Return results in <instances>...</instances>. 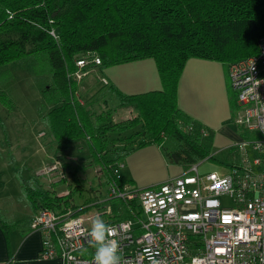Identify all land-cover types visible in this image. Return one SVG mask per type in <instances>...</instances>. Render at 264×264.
<instances>
[{"label": "trees", "instance_id": "16d2710c", "mask_svg": "<svg viewBox=\"0 0 264 264\" xmlns=\"http://www.w3.org/2000/svg\"><path fill=\"white\" fill-rule=\"evenodd\" d=\"M261 39L264 0H0V67L29 57H45L50 67L51 97L57 106L42 121L50 129L47 145L54 148L50 166L60 165L52 176L60 184L71 177L72 168L80 172L67 151L85 142L90 158L82 162L89 168L99 167L98 188L107 187V196L95 206L109 208L114 222L129 218V208L135 205L109 198V186L119 181L114 170L133 151L169 142L170 147H162L166 160L184 168L209 156L202 142L203 129L193 132V120L177 104L179 79L187 61L196 58L228 66L256 56ZM93 57L100 65L87 67L86 75L90 69L102 72L151 59L161 89L126 96L105 84L117 103L108 109L111 106L105 100L101 108L106 109L96 114L93 99L78 103L82 96L77 87L82 80L74 77L76 62ZM231 104L236 108L235 100ZM120 107L134 108V119L110 122L105 111L114 114ZM73 180L74 189H79V177ZM19 182L24 199L37 211L67 210L69 190L60 197L38 178H20Z\"/></svg>", "mask_w": 264, "mask_h": 264}, {"label": "built area", "instance_id": "2783aa9c", "mask_svg": "<svg viewBox=\"0 0 264 264\" xmlns=\"http://www.w3.org/2000/svg\"><path fill=\"white\" fill-rule=\"evenodd\" d=\"M98 65L97 57L78 60L76 81ZM227 77L236 105L231 124L243 137L230 146L224 175L199 174L208 157L174 179L138 191L121 184L114 170L119 181L109 186V198L135 204L128 219L105 223L115 233L107 239L118 242L120 264H264V39L256 56L228 65ZM59 168L55 163L44 174ZM30 228L41 236L39 260L96 264L92 226L82 217L41 209Z\"/></svg>", "mask_w": 264, "mask_h": 264}, {"label": "rangeland", "instance_id": "374dc122", "mask_svg": "<svg viewBox=\"0 0 264 264\" xmlns=\"http://www.w3.org/2000/svg\"><path fill=\"white\" fill-rule=\"evenodd\" d=\"M120 65L106 68L102 72L96 69L88 70L87 72H90L78 83L77 93H81L82 96L78 99V103L83 104L87 100L93 99L94 107L92 106V108H94L93 110H95L96 114L103 111L102 109H106L101 108L105 100H107V105L111 106L108 109L113 108L117 101L109 93L108 87L104 86L103 82L107 81V71L121 68L118 67ZM91 80L93 88L92 86L89 88L85 84ZM83 86L85 88L82 89ZM91 88L92 90L86 93V90ZM52 90L50 67L45 57H29L0 67V193L7 190L11 193V197L13 194L14 196L17 195V192L21 195L20 178L24 180L38 178L47 188L56 189V193L60 197H65L69 190L71 195L69 196L67 193L66 196L68 200L70 199V202L67 201V210L71 211L73 215L78 213V217H82L88 226H92L96 217H100L105 223L114 222L108 210L103 209L102 206L100 209V205L95 206L97 201H102L107 196V187H100L99 185L100 189L98 188L97 178L101 176L99 167L89 168L82 162L90 158V153L87 150L88 146H86L85 142L80 141L78 144H73L69 148L70 150L67 151V154L74 159L73 166L76 165L75 167H78L80 172L72 168L73 174L71 177L66 176V174V181L60 184L56 175L47 176L44 174V168L50 167L53 156L52 149H54L47 145L51 140V137L49 138L46 135L48 130L50 132V129L47 127L46 122L42 121V118L46 117L57 106L56 98L51 97ZM126 96L131 95L126 94ZM135 111L134 108L120 107L114 114H112V110H106L105 112L110 117V122L121 123L133 120L136 115ZM94 112L91 110V113ZM186 115L190 117L188 114ZM47 118L49 119V117ZM48 119L46 120L48 121ZM91 119L94 120L93 118ZM41 132L45 134L42 137L40 136ZM205 136L206 133L202 131V142L208 148V157L212 158L201 162L198 168L199 174L203 176L215 172L222 176L225 174L227 166L232 159H229L230 155L228 152H218L214 149L211 145V137ZM119 137L122 138V136ZM169 145L171 146L172 144L165 142V144L157 146L160 147L163 156L162 147L168 148L170 147ZM147 146L154 145L150 144L144 147ZM135 152L136 150L131 154ZM230 154H232V151H230ZM139 158L143 160V163L139 164V170L135 177L140 182H149L162 177L167 172L166 166L172 167L177 172L185 170L181 165L168 163L165 156L167 165L165 160L162 167L160 164L157 165L153 162L150 151H141L137 157H134L135 160ZM124 161L125 159L122 164ZM80 163L82 164V170H80ZM121 165L116 168L119 170L120 181L123 182ZM76 177H79L80 182L77 181L80 185L79 189H74L76 182L73 179L75 178L76 180ZM51 184L53 187H51ZM126 185H131L130 189L142 190L134 183ZM5 195L7 196L6 192ZM221 204L230 206V201L227 198H221Z\"/></svg>", "mask_w": 264, "mask_h": 264}, {"label": "crops", "instance_id": "0c3cea01", "mask_svg": "<svg viewBox=\"0 0 264 264\" xmlns=\"http://www.w3.org/2000/svg\"><path fill=\"white\" fill-rule=\"evenodd\" d=\"M118 67L121 68L107 71V84L110 89L116 88L124 95H139L161 89L153 60L146 59ZM227 69V65L215 61L196 58L188 60L179 79L177 104L193 120L191 130L195 132L197 128L203 129L206 136L211 137L212 147L218 152H228L231 159L230 146L243 136L231 124L233 93L229 88ZM85 84L93 88L92 80ZM92 88L86 90V93ZM152 145L156 147L139 148L134 154H130L123 164L121 163L123 171L121 184L134 183L145 189L160 185L185 172L186 167L183 172H177L170 166H164L167 172L162 177L140 182L135 175L143 160L141 158L135 160L134 157L141 151H150L153 162L160 164L161 167L164 164L165 158L160 147ZM5 192L0 193V264H62L60 260L38 259L41 236L30 228V223L38 211L27 203L22 194L19 195L17 192V195L13 194L11 197L9 191Z\"/></svg>", "mask_w": 264, "mask_h": 264}, {"label": "clouds", "instance_id": "9594fccd", "mask_svg": "<svg viewBox=\"0 0 264 264\" xmlns=\"http://www.w3.org/2000/svg\"><path fill=\"white\" fill-rule=\"evenodd\" d=\"M89 234L96 245V264H120L118 242L107 239L109 234L115 233H111L109 226L100 217H96L93 221Z\"/></svg>", "mask_w": 264, "mask_h": 264}]
</instances>
